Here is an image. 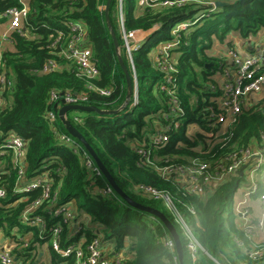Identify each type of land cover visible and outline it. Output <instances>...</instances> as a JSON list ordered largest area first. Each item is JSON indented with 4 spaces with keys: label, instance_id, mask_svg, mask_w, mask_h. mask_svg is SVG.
<instances>
[{
    "label": "trees",
    "instance_id": "16d2710c",
    "mask_svg": "<svg viewBox=\"0 0 264 264\" xmlns=\"http://www.w3.org/2000/svg\"><path fill=\"white\" fill-rule=\"evenodd\" d=\"M218 2L227 5L212 6ZM106 3L107 0H30L22 33H13L9 43L13 49L3 52L11 87L0 91V188L5 191V198L0 199V235L13 242L11 255L20 264H35L38 250L46 247L50 264H80L87 259L88 246L98 240L102 245L114 246V261L119 264H179L174 241L164 224L128 205L112 189L81 142L70 136L59 120L58 112L66 106L64 97L70 95L83 98L77 105L101 111L121 110L108 116L69 111L66 117L119 189L134 202L161 212L173 224L184 264H264V242L258 241L254 232L241 228L234 212L233 199L247 185L245 176H230L199 197L163 178L155 169L166 164L188 165L196 160L209 164L214 172L220 165L231 164L232 155L240 157L247 150L260 152L264 158L261 105L243 110L221 143H208L213 138L198 131L190 137L186 135L191 124L213 135L218 132L217 127H211L214 118L205 109L214 106L210 100L216 97L212 77L224 63L209 56V51L215 40L223 44L233 33L249 38L264 29V0H207L209 5L192 4L164 11L145 9L142 13L124 9L128 31L152 32L158 28L133 51L134 73L119 34L117 1L112 0L109 7L111 29L104 14ZM22 7L21 0H0V26L7 22V11ZM187 20L192 23L177 33L178 43L170 52L175 72L168 75L155 64L152 49L173 40L172 26ZM76 24L80 27L74 28ZM76 41L91 49L99 71L97 79L86 80L67 57L70 45ZM119 58L131 78L130 97ZM50 62L55 69L45 72ZM169 79L172 82L167 83ZM163 86L169 91H162ZM53 94L57 99L52 98ZM173 98L184 112L181 125L167 132L168 143L154 146L150 137L158 129L165 130L174 119L168 117ZM50 112L56 116L52 122L47 119ZM13 135L25 143L22 176L12 151L2 148ZM141 148L151 152L154 166L141 161ZM255 161L252 159L250 164L256 165ZM263 169L264 162L260 171ZM38 180L41 185L36 189L27 194L19 192L22 185ZM139 186L164 191L173 198L177 211L205 251H199L195 262L174 214L162 202L140 192ZM46 189L48 198L44 199ZM251 198H263L264 207L261 182ZM39 200L40 206L32 209L27 218H40L42 225H27L24 213ZM230 204L233 208L228 210ZM67 209L75 211L74 218H67ZM56 229L60 252L52 247ZM169 242L173 247L167 246ZM125 248L132 256L116 258ZM67 251V256L61 254ZM78 251L84 255L80 261ZM254 251L262 256L252 257Z\"/></svg>",
    "mask_w": 264,
    "mask_h": 264
},
{
    "label": "built area",
    "instance_id": "2783aa9c",
    "mask_svg": "<svg viewBox=\"0 0 264 264\" xmlns=\"http://www.w3.org/2000/svg\"><path fill=\"white\" fill-rule=\"evenodd\" d=\"M118 5L117 10V25L119 28V34L124 43V49L128 55L132 72L134 73V68L132 65V53L138 47L144 43L153 31L158 28L155 27L152 32H141V31H128L125 27L124 21V0H116ZM209 5L207 0H137V10L139 9H152L158 11L170 10V9H183L189 5ZM212 6L216 7V4L212 3ZM29 13V6L23 4L21 9H11L6 12L4 17L7 18V22L0 26L3 29L0 31V91L5 88L11 87V81L8 79L4 63H3V44L10 43V37L13 33H22L23 31V22L25 21L27 14ZM199 15H202L199 14ZM198 15V16H199ZM197 16V17H198ZM179 24H174L172 26V36L173 40L170 42H162L157 44L152 52L153 60L161 72H165L169 75L170 72H175V68L171 61V51L175 48L178 41L177 33L180 31H185L188 29L189 25L192 23L187 20ZM180 29H178V27ZM80 25L76 24L74 28H79ZM139 35L141 36L142 41H140ZM178 39V38H177ZM69 59H71L76 66L82 77L86 80L91 81L99 77V71L93 61V55L90 48L79 44L77 41L75 44L70 45L69 52L66 54ZM226 63L223 67V83L215 86L217 96L211 100V103L214 106L207 107L205 110L209 112L210 116L214 118L213 124L211 127H217L218 132L213 135L212 132H205L200 130L197 124H191L187 126L186 135L191 136V130L194 132H200L207 137H210L213 140H209L208 143L214 141V144L221 143L222 137L227 133L228 129L237 121V118L241 115L242 111L248 109L249 107L261 105L264 108V51L256 49L252 53H243L237 49H228L225 53ZM55 64L49 63L45 69V72H50L55 69ZM172 82L171 79L167 83ZM136 83V77H135ZM162 91H169L166 87H161ZM103 95H107L108 92L104 90H99ZM263 96L262 102L260 104H253L251 102L254 100V97ZM53 99H57L55 94L52 95ZM83 100L81 97H72L67 95L64 97V102L67 105H77L76 103ZM136 103V101H135ZM134 103V104H135ZM133 104V105H134ZM171 115L168 117L174 118L166 127L165 130L161 131L158 129L154 135L150 137L151 143L154 146H162L169 142V135L167 132L171 130H177L182 122V117L184 112L180 107V103L176 98H173L171 101ZM56 118L53 112H50L47 115V119L52 122ZM226 127V128H225ZM225 128L224 134L221 129ZM222 134V135H221ZM5 150L12 151L14 155V164H19V174L23 175V158L25 151V143L19 137L11 136L9 137L5 144L2 147ZM5 152H2L4 154ZM141 156V161L145 164L154 166V163L151 161L150 156L151 152L141 148L138 151ZM252 159H255L256 165L250 164ZM231 164L220 165L216 171L212 172L209 164H204L198 161H192L188 165H174L166 164L163 167H155L156 171L163 178L171 179L180 187L185 188V190L194 196H204L206 194V189H214L218 185H221L225 182L230 176L236 175L239 171L245 167L243 172V177L247 181V190L243 193L245 198L242 202H239L234 207V212L237 216L242 218L245 221V225L242 227L247 232H254L255 238H258V232L263 228L264 218L256 221L253 224V221L250 219L251 213L247 207V201L251 198L252 195L258 192L259 183L261 182L264 187V171L260 172V165L263 164L262 155L260 152L249 151L242 153L241 156L232 155L229 158ZM41 185V181L38 180L34 183H29L21 186L19 189L21 193L27 194L32 190L36 189ZM138 190L144 195L154 199L155 201H160L163 205L174 214L176 217L181 229L183 230L184 236L188 242V251L192 262H195L198 258L199 251L205 252L203 248L199 245L196 238L194 237L191 228L186 224L184 219L181 217L179 212L176 209L175 202L173 198L164 191H158L154 188L148 186H139ZM5 198V191L0 188V199ZM44 199L48 198L47 189L43 196ZM263 203V198L260 199ZM41 200L35 201L32 204V207L24 213L23 220L30 226H41V219L35 218L34 220H29L27 215L32 209L39 207ZM68 208V207H66ZM194 213L193 209H190ZM68 211V209L66 210ZM67 218H72L70 211L66 212ZM59 229L55 230L52 247L55 251H59ZM168 247H173V243L169 242ZM88 256L87 259L81 261L80 264H119L118 261L109 260L105 258V251L103 245L96 240L91 245L88 246ZM63 256H67L69 252H61ZM78 261L82 260L84 255L82 251H78L77 254ZM262 256V253L259 251H254L252 257ZM0 264H20L17 259H15L10 250L6 249L4 246L0 245Z\"/></svg>",
    "mask_w": 264,
    "mask_h": 264
},
{
    "label": "crops",
    "instance_id": "0c3cea01",
    "mask_svg": "<svg viewBox=\"0 0 264 264\" xmlns=\"http://www.w3.org/2000/svg\"><path fill=\"white\" fill-rule=\"evenodd\" d=\"M23 4L28 5L29 2H25L24 0H21ZM3 29V27H0V31ZM3 50H12V45L11 44H3ZM219 47L221 49V55L220 57L216 58L221 60L224 63V66L226 63V59H225V53L227 49H237L243 53H252L253 51H255L256 49H260L262 51H264V29H262L257 35L255 36H251L249 38H243L239 33H233L230 36L227 37V39L225 40V42L222 44L219 41L215 40L212 49L209 51V56H211L212 53H214V47ZM212 57V56H211ZM214 58V57H213ZM224 69V68H222ZM219 69V72L215 73L212 77V80L215 82L216 86L218 84L223 83V77H222V73L223 70ZM217 96V94H216ZM264 96V95H263ZM263 96H258V97H254V105L255 104H260V102H262V98ZM213 98H211L210 100H212ZM262 160L264 161V158L262 156ZM264 171V169L262 171H260L259 173H262ZM247 187H245L244 192H246ZM243 192V193H244ZM245 198L242 197V201ZM241 201V202H242ZM247 207L250 210L251 213V217L250 219L252 221H259L261 220V218H264V207H263V203L260 200H255L250 198L247 201ZM75 211L72 210L70 211V215L72 218H74L75 216ZM237 223L239 224V226L242 228L245 225V221L240 218L239 216H237ZM74 225V223H73ZM77 226L74 225L73 228L75 229ZM258 238L257 240L260 242H264V230L259 231L258 232ZM30 237V236H29ZM3 238L2 235H0V239ZM2 246H4L6 249L10 250L13 248V242L9 241L8 239L5 240L4 244H0ZM128 246V245H127ZM104 247V251H105V258L109 259V260H114V255H115V250H114V246L111 243H106L103 245ZM132 255L129 253L128 249L125 248V250H123L122 252H120L119 254H117L116 258L119 259H129ZM35 264H50L49 261V253L47 251V248H41L38 250V257L36 258V262Z\"/></svg>",
    "mask_w": 264,
    "mask_h": 264
},
{
    "label": "water",
    "instance_id": "95a60500",
    "mask_svg": "<svg viewBox=\"0 0 264 264\" xmlns=\"http://www.w3.org/2000/svg\"><path fill=\"white\" fill-rule=\"evenodd\" d=\"M112 0H107L106 3V7H105V19L107 21V24L110 28L109 25V19H108V12H109V7L111 4ZM227 4L224 3H216V7H224ZM111 29V28H110ZM111 35H112V39L113 42L116 46V49L118 48L117 46V40L115 37V34L111 31ZM119 62L121 64V66L123 67L125 73H126V81H127V85H128V97H130L131 93H132V82H131V78L130 75L126 69V67L124 66L122 59L119 58ZM69 111H75V112H82V113H95L99 116H108V115H114V114H118L121 110L119 111H101L98 109H95L93 107H87V106H81V105H67L62 107L59 112H58V118L61 121V123L63 124V126L65 127V129L67 130V132L70 134V136H72L73 138L77 139L78 141L81 142V144L84 146V148L87 150V152L90 154V156L92 157V159L95 161L98 169L100 170L101 174L108 180V182L110 183V186L112 187V189L130 206L149 213L151 215H153L154 217L158 218L166 227V229L169 231L175 247H176V252H177V257H178V263L179 264H184L183 263V251H182V246L180 243V239L179 236L175 230V227L173 226V224L167 219V217L162 214L161 212L150 208V207H145L141 204H138L136 202H134L131 198H129L125 193H123L119 187L115 184L113 178L111 177V175L108 173V171L104 168V166L102 165V163L100 162V160L97 158L96 154L94 153V151L92 150V148L88 145V143L84 140V138L77 132V130L72 126L71 122L67 119L66 115ZM245 167H243L240 171H239V175L242 177L243 176V172H244ZM5 239L1 238L0 239V244H4Z\"/></svg>",
    "mask_w": 264,
    "mask_h": 264
},
{
    "label": "rangeland",
    "instance_id": "374dc122",
    "mask_svg": "<svg viewBox=\"0 0 264 264\" xmlns=\"http://www.w3.org/2000/svg\"><path fill=\"white\" fill-rule=\"evenodd\" d=\"M25 2H29L30 0H24ZM131 8H134L135 10H137V0H124V9H125V12H127L128 10H130ZM138 11V13H142L143 12V9H139V10H137ZM187 23H188V21H186ZM179 24L181 23V22H178ZM177 23V24H178ZM183 23H185L184 21H183ZM180 27L181 26H179L178 27V29H180ZM141 36H143V35H139V38H140V41H142V38H141ZM157 46V45H156ZM214 53H212L211 54V56L212 57H214V58H218V57H220V55H221V49L219 48V47H214ZM228 50V49H227ZM226 50V51H227ZM152 52L154 53V48L152 49ZM254 100H252L251 102H253ZM226 128V127H225ZM225 128H223V129H221L222 131L225 129ZM225 131V130H224ZM224 131H223V133L222 134H224ZM194 133V131L193 130H191V136H192V134ZM221 134V135H222ZM245 184V183H244ZM246 185V184H245ZM245 185L244 186H242L238 191H237V193L235 194V197H234V199H233V202H234V205H235V208H236V206H237V204L239 203V202H241L242 201V197H243V192H244V190H245ZM163 206V205H162ZM164 207V206H163ZM231 207L233 208V205H228V210H230L231 209ZM263 229H262V231L264 230V222H263V227H262Z\"/></svg>",
    "mask_w": 264,
    "mask_h": 264
}]
</instances>
